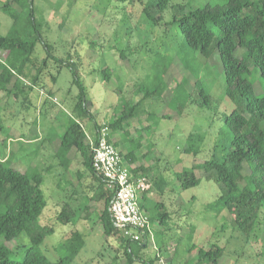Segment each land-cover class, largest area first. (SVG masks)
<instances>
[{
  "label": "rangeland",
  "instance_id": "rangeland-1",
  "mask_svg": "<svg viewBox=\"0 0 264 264\" xmlns=\"http://www.w3.org/2000/svg\"><path fill=\"white\" fill-rule=\"evenodd\" d=\"M5 1L0 0V8ZM181 1H188L194 7L222 0H169L163 11V25L170 21L171 5ZM249 1L256 3L258 0ZM33 5L38 30L49 47V53L75 64L89 103L87 110L98 125L113 118L119 108L120 94L132 104L140 97L135 94L138 87L154 89L169 84L162 97L150 98L140 104L136 113L140 119L136 118V122L142 121L146 125V112L155 116L167 112L169 117L160 120L157 126L153 125L150 131L134 132L135 121L128 127L129 136L136 138L142 134V148L138 154L152 173V176L149 173L148 187L153 196L144 201L140 199L139 204L148 207L150 216L156 213L155 202H162L168 211L163 225L149 220L150 245L142 249L141 258L148 261L155 257L157 264H185L194 256L195 252H188L192 244L205 247L214 244L223 248L219 264H264V213L253 231L257 238H249L232 226L226 210L217 216L206 213V205L218 195V187L212 181L201 177L199 184L178 194L173 189L174 170L204 159L221 160L228 151L230 136L222 114L230 113L233 104L224 95L223 74L217 56H211L203 64L198 53L183 46L176 27L150 25L135 4L123 2L118 6L106 0H34ZM12 26V19L0 9V36L7 35ZM240 53L241 50H237V54ZM47 54L42 43L37 42L24 67L19 91L13 95L0 90V160L24 172L38 171L44 175L41 189L46 204L38 222L52 228L39 245L46 258L57 260L66 255L64 245L71 233L78 231L83 245L71 264H125L120 236L105 237L103 234L99 221L103 201L95 200L99 183L84 163L85 156L71 151V159L66 164L65 157L55 156L59 137L71 120L81 124L89 136L92 123L76 108L80 90L73 82L70 70L52 58L43 66L41 62ZM5 55V51L0 50V63L8 65ZM164 66H167L166 71ZM196 66L199 68L197 73ZM105 68L110 76L107 82L101 72ZM37 71L34 84L32 77ZM55 74L56 80L52 83L50 77ZM183 77L188 78L187 82L179 88L187 91H191L188 87L193 89L195 80L200 78L202 87L210 96V103L208 106L199 105L191 93L195 100L186 105L179 118L175 116L177 111L173 104L168 106L166 102L173 84ZM254 89L261 90L258 78ZM155 116L149 119L151 123ZM189 133L203 136L199 154L195 157L182 151ZM122 137V132L115 134L116 140ZM134 142L129 144L133 146ZM146 148L151 156L143 155ZM158 177L169 182L161 194L153 185ZM64 206H69L74 213L70 221L62 223L56 215ZM5 244L13 251L11 258L19 260L29 240L21 233ZM132 248H135L134 244ZM132 264L147 263L135 261Z\"/></svg>",
  "mask_w": 264,
  "mask_h": 264
},
{
  "label": "trees",
  "instance_id": "trees-1",
  "mask_svg": "<svg viewBox=\"0 0 264 264\" xmlns=\"http://www.w3.org/2000/svg\"><path fill=\"white\" fill-rule=\"evenodd\" d=\"M106 1L116 5L127 2L129 5L139 6L141 15L152 26L163 25L161 23L163 11L169 2V0ZM33 2L34 0H6L0 8L13 21L11 31L5 36H0V50L5 51L8 63V65L0 63V90L13 95L19 91V84L24 77V67L37 42L42 43L48 52V56L41 62L43 66L49 58H52L55 63L64 65L70 70L73 82L80 90L76 108L90 118L92 135L86 136L82 126L77 121L71 120L65 132L59 137L55 156L65 157V164L71 159V151L85 156L84 163L92 177L99 183L95 200L103 201V208L99 214L103 234L105 237L113 234L120 236L125 264H132L135 261L157 264L155 257L144 261L140 255L142 249L150 245L147 232L140 241H132L123 237L121 230L113 225L108 212L112 192L106 188L103 179L96 175L91 167L88 137L95 139L99 129L105 127L108 142L123 156L133 174L141 173L147 177L148 184L151 178L149 177L150 167L145 165L144 158L139 157L138 154L142 148V134L133 138L129 136L128 127L133 125L134 121L136 122V118H139L136 113L140 104L150 98L156 100L162 97L169 88V84L163 88L157 86L154 89H146L145 86L138 87L135 94L140 97L132 104H129L127 99L120 94L119 89L117 91L120 94L117 106L119 108L114 112L115 117L113 116L104 125H98L93 115L87 110L89 103L85 98V89L81 85L75 64L69 60L55 58L49 53V47L38 30ZM242 8H245V11H242ZM170 12V21L166 22L163 27H176L181 35L183 46L190 52L198 53L199 60H202L203 64L211 56H217L223 74L224 95L233 104L230 113L222 114L224 126L228 128L230 136L228 151L224 157L221 160L204 159L200 163L174 170L172 173L173 183H175L173 189L178 194L199 184L201 177L212 181L218 187V195L214 201L206 205V213H214L213 215L217 216L226 210L234 228L249 238L252 236L257 238L253 231L258 227L260 216L264 213V0H258L256 3L249 0L209 1L194 7L190 6L188 1H181L171 5ZM31 29L35 34L33 36H31ZM237 50H241L240 55L237 54ZM120 54L123 58V52ZM164 70H167V66H164ZM101 72L103 80L109 81L108 68ZM195 72H199L197 66ZM38 73L39 71L32 77L34 84ZM56 76L55 74L50 77L52 83L55 82ZM256 78L259 79L260 92L254 89ZM187 79L183 77L181 81L173 84L170 97L166 102L168 106L173 104L177 111L175 116L179 118L186 105L193 102L195 98H197L196 103L201 106H208L210 103V96L202 87L200 78L195 80L193 89L188 87L191 91L179 88L187 82ZM178 92L182 94L178 95ZM191 93L195 95V98H192ZM198 95H200L199 100ZM151 116L155 115L146 112L144 118L146 125L142 121L141 123L136 122L134 132L143 129L150 131L153 125L157 126L158 122L169 117V114L166 112L163 116H155L153 123L149 120ZM117 132H122L124 137L116 140ZM131 141H135L133 146L129 144ZM202 141V135L189 133L182 151L195 157L199 154ZM145 154L146 157L151 156L148 148L143 153ZM5 163V160H0V238L2 239L0 241V264H71L83 245L81 234L78 231L71 233L64 245L66 255L57 260H49L39 250V245L46 234L52 232L51 227L43 226L38 222V217L46 204L41 189V183L44 180L43 173L38 171L27 173ZM150 174L152 176V173ZM168 183L163 177H158L153 181L154 187L160 191V194ZM149 193L150 188L147 187L141 199L144 201L145 198L152 197L153 195ZM153 205L156 213L150 216L148 207L145 204H139L149 220H156L160 225L165 224L168 216L165 206L162 202H155ZM73 213L74 211L69 206H64L56 218L65 223L70 221ZM21 233L26 235L29 244L23 247L21 259H13L11 258L13 251L5 242L12 241ZM188 252L195 253L191 258L193 260H187L185 264H219L223 257V248L214 244L208 247L192 244Z\"/></svg>",
  "mask_w": 264,
  "mask_h": 264
},
{
  "label": "built area",
  "instance_id": "built-area-1",
  "mask_svg": "<svg viewBox=\"0 0 264 264\" xmlns=\"http://www.w3.org/2000/svg\"><path fill=\"white\" fill-rule=\"evenodd\" d=\"M88 139L91 167L112 192L108 212L113 225L121 230L123 237L132 241H140L145 232L151 240L149 219L139 206L148 187L147 177L141 173L133 174L123 156L108 142L105 127L99 129L95 139Z\"/></svg>",
  "mask_w": 264,
  "mask_h": 264
},
{
  "label": "crops",
  "instance_id": "crops-1",
  "mask_svg": "<svg viewBox=\"0 0 264 264\" xmlns=\"http://www.w3.org/2000/svg\"><path fill=\"white\" fill-rule=\"evenodd\" d=\"M81 125V124H80ZM82 126V125H81ZM85 131V130H84ZM85 133H86V131H85ZM92 133V132H91ZM92 134H90V136H91ZM86 136H89L87 133H86Z\"/></svg>",
  "mask_w": 264,
  "mask_h": 264
}]
</instances>
